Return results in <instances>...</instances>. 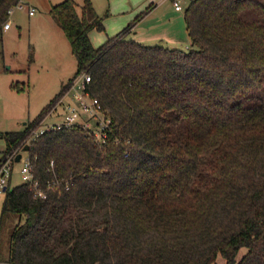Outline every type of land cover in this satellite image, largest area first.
<instances>
[{
    "label": "trees",
    "instance_id": "trees-1",
    "mask_svg": "<svg viewBox=\"0 0 264 264\" xmlns=\"http://www.w3.org/2000/svg\"><path fill=\"white\" fill-rule=\"evenodd\" d=\"M0 0V31L7 9ZM52 4L70 43L74 75L22 129L0 132L20 148L87 72L111 118L98 143L80 125L29 143L45 197L21 182L3 192L10 264H264V0H189V47L145 44L131 21L94 47L103 29L91 0ZM118 138V142H114ZM243 249V251H241Z\"/></svg>",
    "mask_w": 264,
    "mask_h": 264
},
{
    "label": "rangeland",
    "instance_id": "rangeland-1",
    "mask_svg": "<svg viewBox=\"0 0 264 264\" xmlns=\"http://www.w3.org/2000/svg\"><path fill=\"white\" fill-rule=\"evenodd\" d=\"M22 1L34 7V13L29 15L26 7L15 8L9 17L10 29L0 31V132L22 129L24 122L36 117L76 70L70 43L48 12V5L60 0ZM74 1L80 12L82 0ZM177 1L182 5V10L178 12L174 11L171 0H129L128 3L126 0H113L110 14L103 19V22L106 20L104 28L91 29L90 41L97 47L133 20L143 26L161 23L159 27L151 29L152 33L158 31L164 36L173 35L175 42L164 45L187 49L189 36L183 12L189 0ZM96 3L97 11L103 17V0ZM152 5H155L153 9ZM146 41L159 42L153 39ZM72 93L73 89L69 88L63 101ZM61 110L62 105L55 104L43 117L44 121L52 123L60 120ZM4 149L5 141L0 136V161ZM26 154L22 152L23 159ZM22 160L12 161L9 187L22 182ZM2 202L3 195L0 197V264H10L5 260L8 238L13 225L21 220L13 212L1 217ZM213 264H224V258L218 254Z\"/></svg>",
    "mask_w": 264,
    "mask_h": 264
},
{
    "label": "built area",
    "instance_id": "built-area-1",
    "mask_svg": "<svg viewBox=\"0 0 264 264\" xmlns=\"http://www.w3.org/2000/svg\"><path fill=\"white\" fill-rule=\"evenodd\" d=\"M173 6L176 10L182 9L181 4L177 0L173 1ZM25 7L27 8L29 15L34 13V7L27 5L21 0L10 6L6 11L7 18L2 24V30H7L10 27L11 23L9 17L13 13L14 9H21ZM89 81L90 75L87 72H80L74 76L69 86V88L73 89L71 96L63 101V97L67 95L66 91L56 102V104L62 105V117L60 120L51 123L45 122V118H42L36 126L30 128L20 148L18 147L13 149L3 155V158L0 161V197L3 195L4 186H7L8 184L12 161L14 160L16 154L21 151V148L25 144H29L31 140H34L45 131L60 129L62 127H69L77 124L87 129L98 143H105L108 140V135L112 132L111 118L107 115L106 110L103 108L98 98L89 93L87 89V83ZM113 140L114 142H118V138H114ZM22 152L27 153V151ZM22 152L20 160L23 159ZM20 175L22 182L29 184L30 187L33 188L36 195L45 197L43 190L39 187L38 181L34 179L31 169V161L27 154L22 160Z\"/></svg>",
    "mask_w": 264,
    "mask_h": 264
},
{
    "label": "crops",
    "instance_id": "crops-1",
    "mask_svg": "<svg viewBox=\"0 0 264 264\" xmlns=\"http://www.w3.org/2000/svg\"><path fill=\"white\" fill-rule=\"evenodd\" d=\"M22 1V0H21ZM25 1H30V0H25ZM60 1H62V0H60ZM60 1H53V3H50L49 5H48V11H49V8H50V6L52 5V4H55V3H58V2H60ZM92 2H93V4H94V6H95V8H96V11H97V7H96V2H97V0H91ZM112 1L113 0H103V5H104V8L105 9H103V11L105 12L104 14V16L102 17V23L104 24V22H106V20L103 22V19L104 18H106L107 16H108V14H110L109 13V10H111V8H112ZM127 1V3L129 2V0H126ZM161 1H164V0H161ZM173 1L174 0H171V2H172V6H173ZM22 2H24V1H22ZM24 3H26L27 4V2H24ZM125 5H126V3H125ZM182 6V5H181ZM155 7V5H152V7H151V9H153ZM173 9H174V11H181L182 9H180V10H176L175 8H174V6H173ZM97 13L100 15V11H97ZM32 15V14H31ZM101 16V15H100ZM131 21H129L128 23H130ZM107 23H108V21H107ZM127 23V24H128ZM159 25H161V23H152V24H148V25H142V24H137V22L135 21V23L133 24V26H132V28H131V30H130V34H129V36L130 37H132L133 39H135V40H137V41H140V42H142V43H145V44H156V42H147L146 40H149V39H153V40H155V41H159L158 43L159 44H168V42L169 43H174L175 42V37H173V35H167V36H164V35H162L160 32H158V31H155V32H153L152 33V30L151 29H153V28H155V27H159ZM10 27H11V25H10ZM10 27L7 29V30H4L5 32H7L9 29H10ZM103 28H104V26H103ZM158 29V28H157ZM147 30V31H146ZM62 31V30H61ZM90 32V31H89ZM56 33H58L57 35H60L59 34V32H56ZM63 33V32H62ZM141 33V34H140ZM64 34V33H63ZM88 35H89V33H88ZM149 35V36H148ZM163 38H165V39H163ZM90 39H91V37H90ZM162 40H165V42H162Z\"/></svg>",
    "mask_w": 264,
    "mask_h": 264
},
{
    "label": "water",
    "instance_id": "water-1",
    "mask_svg": "<svg viewBox=\"0 0 264 264\" xmlns=\"http://www.w3.org/2000/svg\"><path fill=\"white\" fill-rule=\"evenodd\" d=\"M24 124H25V122H24ZM28 148H29V144H25V145L21 148V151L18 152V153L16 154L14 160H15V161H19V160H20V157H21V152H22V151H27ZM5 189H6V186H4L3 190H5Z\"/></svg>",
    "mask_w": 264,
    "mask_h": 264
}]
</instances>
